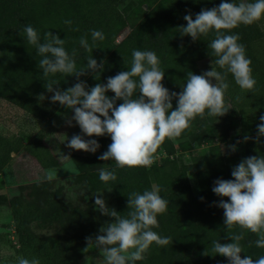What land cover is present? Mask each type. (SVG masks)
Wrapping results in <instances>:
<instances>
[{
    "label": "trees",
    "instance_id": "1",
    "mask_svg": "<svg viewBox=\"0 0 264 264\" xmlns=\"http://www.w3.org/2000/svg\"><path fill=\"white\" fill-rule=\"evenodd\" d=\"M121 0H0V99L35 119L43 120L50 115L59 102L52 103L45 89L48 80L59 82L64 90L77 81L75 76L57 73L45 78L39 68L42 57L35 47L27 42L23 29L31 24L41 36L47 31L65 39L64 47L69 53L76 48L77 68L87 66V57L92 55L98 63L104 62L103 71L82 76L89 87L96 83H106L107 78L120 71L129 70L132 50H152L160 59V67L165 71L163 85L170 91L180 92L189 71L201 74L197 62L207 59L212 67L216 57L208 47L214 32L200 36L193 41L188 35L181 36L179 26H186L183 17L189 12L193 19L202 8L218 6L221 0H132L131 4L119 6ZM264 20V18H262ZM65 20H71L67 25ZM78 28L79 31L73 29ZM127 31L118 38L124 30ZM258 22L241 24L230 33H238L251 59L253 77L257 83L255 93H242L228 74L230 98L233 108L222 117L210 116L194 128L189 127L175 139H165L158 148L160 156L155 157L150 167H117L114 160L98 159L111 143V138L93 136L100 144L99 154L81 156L70 153V161L78 170L70 182L78 184L86 193L111 189L114 209L126 216L128 195L142 193L158 185L160 195L169 201L167 211L157 216L159 227L153 229L161 236L171 237L167 246L153 243L145 253V258L136 264H228L227 258L211 251L212 241L230 242V232H240L239 226L229 230L224 225L223 209L214 202L227 197H218L212 192L217 178L231 179V170L241 159L252 155L264 156V136L255 140L259 116L264 114V32ZM264 28V26H263ZM101 30L104 39L95 42L93 51L86 52L79 46V38L87 35L92 44L91 30ZM43 42V41H41ZM54 88L57 85L53 86ZM45 96L39 100L40 94ZM107 95H114L108 92ZM240 99L237 100L236 97ZM122 101H117V104ZM175 107V100L173 101ZM226 125L235 132L231 145L241 155H223L216 128ZM244 136L252 137L244 141ZM23 134H3L0 132V169L11 159L10 153L22 149L28 151L41 168H53L59 160L41 139L36 140L29 150L23 144ZM223 139V140H220ZM237 141H241L237 144ZM205 147L200 153L190 154L187 162L182 160L184 152H189L192 144ZM115 169L117 179L107 184L99 179V169ZM194 176L197 193H192L187 172ZM52 181L33 182L20 186L18 193L10 196L7 207L11 217V227L15 235L13 251L17 257H37L41 264H79L83 255L95 248L86 240L74 236L61 237L40 235L32 231L31 222H52L59 220L64 211L63 187H53ZM203 197V200L201 199ZM241 241L244 252L253 259L264 255V249L257 248L255 234L244 230ZM204 253H207L205 255Z\"/></svg>",
    "mask_w": 264,
    "mask_h": 264
},
{
    "label": "clouds",
    "instance_id": "2",
    "mask_svg": "<svg viewBox=\"0 0 264 264\" xmlns=\"http://www.w3.org/2000/svg\"><path fill=\"white\" fill-rule=\"evenodd\" d=\"M264 18V0H221L218 6L202 8L195 14H186L183 19L186 26H179L181 36L188 35L193 41L200 36L214 32V39L208 47L216 57L215 67L201 74L189 71L187 80L180 92L170 91L162 80L165 71L160 67V59L152 50H132L129 70L120 71L108 77L106 83H96L89 87L81 77L88 71H103L104 62H97L92 55L87 57V66L77 68L78 51L71 53L64 47L66 41L58 34L47 31L41 36L31 24L24 27L27 42L33 45L42 57L39 68L48 78L57 73L75 76L76 83L64 90L59 82L48 80L44 86L53 93L52 103L71 109L73 115L66 119L72 126L73 121L83 135L73 134L67 141V147L74 150L95 153L100 147L96 139L84 137L105 136L111 138L107 151L98 157L101 161L114 160L117 167H150L154 163L155 153L165 139H175L191 126L197 116L207 115L218 118L228 113L233 105L226 93L230 87L228 74L234 78L242 93H255L256 79L253 77L251 59L246 56L245 46L238 43V33L228 34L239 25H251ZM71 25V20H65ZM79 31L78 28L73 29ZM101 30H91L92 44L87 35L79 38V46L86 52H92L95 42L103 40ZM43 41V42H41ZM57 85V87H53ZM108 92L114 95H107ZM43 93L39 100H44ZM240 99L239 96L236 97ZM122 101L117 104V101ZM175 100V107L173 101ZM255 140L264 136V114L259 116ZM244 141L252 137L244 136ZM241 141H237L239 144ZM232 152L236 144L229 145ZM70 156L63 155L67 160ZM74 174L78 170L72 169ZM99 179L108 183L117 179L115 169L100 168ZM57 172L50 169L44 179L49 182L56 178ZM231 179L217 178L212 192L218 197H227L214 202L223 209L224 225L231 230L239 226L240 232H230V242L212 241L211 251L227 258L228 264H264V255L253 259L250 255L241 257L244 248L241 241L247 230L257 237V248L264 249V156L252 155L241 159L231 170ZM111 191V189H107ZM158 185L142 193L131 192L127 200V215L121 216L114 208L106 205L102 195L95 198L96 209L105 216L113 218L102 225L95 237H86L87 245H95L104 257L105 264H136L145 258V253L155 243L167 246L171 237L161 236L153 229L159 227L157 216L167 211L169 201L160 195ZM101 193V192H96ZM203 200V197H201ZM207 255V253H204ZM15 264H41L37 257L19 256Z\"/></svg>",
    "mask_w": 264,
    "mask_h": 264
},
{
    "label": "rangeland",
    "instance_id": "3",
    "mask_svg": "<svg viewBox=\"0 0 264 264\" xmlns=\"http://www.w3.org/2000/svg\"><path fill=\"white\" fill-rule=\"evenodd\" d=\"M132 0H121L119 6L131 4ZM133 3V2H132ZM261 29L264 32V20L259 21ZM118 37L120 38L125 32ZM200 73L211 70V64L207 59L197 62ZM73 115L71 109H67L60 104H56L54 110L48 117L38 120L29 114L20 111L8 102L0 99V132L3 134H23V144L29 150L36 140L46 144L54 156L59 160V165L53 168H41L33 157L24 149L10 153L11 159L0 169V264H15L17 255H15L12 244L15 243V235L11 227V217L7 207L6 200L17 194L19 187L28 185L33 182L48 181L44 179L45 173L54 169L57 172L56 178L53 179V187L61 185L63 187V203L65 213L57 221L52 222H31L30 227L33 232L40 235L69 237L74 236L86 240V237H95L99 228L106 222H111L113 218L102 215L95 207V198L102 195L106 205L114 208L113 198L107 189L97 192L86 193L78 184L70 182L74 175L72 169H75L70 159H63V155L69 156L75 153L81 156H94L99 154L74 150L67 147V141L73 134L83 135L79 126L73 121L72 126L66 124V119ZM210 116L207 110L203 118L197 116L191 121V129L202 122H208ZM216 137H223L224 141L220 142V150L223 155L233 154L229 149L231 140L236 136L235 132L226 125L214 129ZM92 139V137H84ZM220 139V140H223ZM200 144H192L189 152H184L182 160L187 162L190 154L200 153L204 150ZM236 156L242 152L238 149L234 152ZM160 156L157 151L155 157ZM192 193H197L194 176L191 171L187 172ZM145 255V254H144ZM79 264H105L104 257L96 247L82 256Z\"/></svg>",
    "mask_w": 264,
    "mask_h": 264
}]
</instances>
